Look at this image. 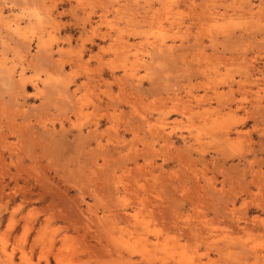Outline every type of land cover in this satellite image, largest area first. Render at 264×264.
I'll return each instance as SVG.
<instances>
[{
  "label": "rangeland",
  "instance_id": "374dc122",
  "mask_svg": "<svg viewBox=\"0 0 264 264\" xmlns=\"http://www.w3.org/2000/svg\"><path fill=\"white\" fill-rule=\"evenodd\" d=\"M0 264H264V0H0Z\"/></svg>",
  "mask_w": 264,
  "mask_h": 264
},
{
  "label": "bare ground",
  "instance_id": "6f19581e",
  "mask_svg": "<svg viewBox=\"0 0 264 264\" xmlns=\"http://www.w3.org/2000/svg\"><path fill=\"white\" fill-rule=\"evenodd\" d=\"M166 5V4H165ZM9 26V25H8Z\"/></svg>",
  "mask_w": 264,
  "mask_h": 264
}]
</instances>
